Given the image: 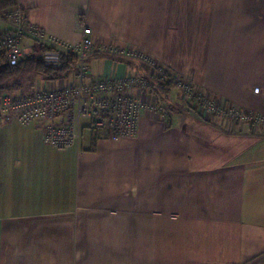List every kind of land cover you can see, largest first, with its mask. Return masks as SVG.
I'll return each instance as SVG.
<instances>
[{
	"label": "crops",
	"instance_id": "1",
	"mask_svg": "<svg viewBox=\"0 0 264 264\" xmlns=\"http://www.w3.org/2000/svg\"><path fill=\"white\" fill-rule=\"evenodd\" d=\"M16 3L49 36L75 44L86 22L96 45L132 42L211 99L264 112V0ZM91 57L93 77L139 66ZM165 89L133 90L166 118L144 110L118 141L83 121L80 143L57 151L48 120L0 123V264H264V128L200 116Z\"/></svg>",
	"mask_w": 264,
	"mask_h": 264
},
{
	"label": "built area",
	"instance_id": "2",
	"mask_svg": "<svg viewBox=\"0 0 264 264\" xmlns=\"http://www.w3.org/2000/svg\"><path fill=\"white\" fill-rule=\"evenodd\" d=\"M0 21L10 26V30L0 33V52L5 53L6 62L10 65H17L29 54L21 44L24 36L43 43L53 51L74 53L78 58L76 70L70 77L59 79L58 87L50 86L21 94L5 92L0 99V123L16 120L21 124H30L36 120H48L44 139L57 151H65L80 143L85 120L92 128L106 130L111 140L134 137L138 133L142 111L159 112L161 105L157 102L149 105L133 90L156 92L166 83L208 114L264 128V112L245 111L211 99L202 87H197L192 77L174 71L169 63H159L147 48L132 42L117 45L112 40L106 45H96L92 26L86 22L81 24V39L69 44L47 35L38 26H27V16L19 6L1 11ZM97 53L145 64L147 73L131 69L121 75L93 77L86 59ZM58 117H61V123L55 122Z\"/></svg>",
	"mask_w": 264,
	"mask_h": 264
},
{
	"label": "trees",
	"instance_id": "3",
	"mask_svg": "<svg viewBox=\"0 0 264 264\" xmlns=\"http://www.w3.org/2000/svg\"><path fill=\"white\" fill-rule=\"evenodd\" d=\"M16 0H0V12L7 7L16 6ZM36 44L30 52L17 65L6 62L4 52H0V99L3 93L16 90L23 84L24 79L32 74H41L49 81H56L70 77L78 66V58L74 53L53 51L43 43L35 40ZM139 63L137 67L140 73H147ZM172 87L166 83L165 90ZM156 92L161 93V90Z\"/></svg>",
	"mask_w": 264,
	"mask_h": 264
},
{
	"label": "rangeland",
	"instance_id": "4",
	"mask_svg": "<svg viewBox=\"0 0 264 264\" xmlns=\"http://www.w3.org/2000/svg\"><path fill=\"white\" fill-rule=\"evenodd\" d=\"M30 42L31 43H35V41L32 39V40H30ZM92 56V55H91ZM89 57V58H87L86 59V63H87V65L89 66V64H88V62H89V59L90 58H92V57ZM101 62L102 63H104L105 61H104V59H102L101 60ZM90 67V66H89ZM100 68V67H99ZM99 68H96L94 65H92V67H91V71L92 72H94L95 74H97L98 72H101V70L99 69ZM28 82V83H27ZM50 86H56V87H58L59 86V81L58 80H56V81H49V80H47V79H45L44 78V76L43 75H41V74H32L31 75V77H30V80L28 79V81H25V83L23 84V86H21V88H18V89H16L15 91H14V93L15 94H21V93H23V92H28V91H30V90H36V89H45V88H48V87H50ZM173 91H174V94H180L177 90H174L173 89ZM9 92V91H8ZM11 92V91H10ZM181 95V94H180ZM185 99H187L186 98V96H185ZM160 105H161V110L158 112L159 114H161L162 116H163V114H165V112H164V108H163V105H162V103L161 102H159V101H157ZM187 103L190 105V107L192 108V109H196L197 111H198V113H199V115L201 116V114H203V110H201V109H198V108H196L194 105H193V103H192V101L191 100H189V101H187ZM204 114H207L208 115V117L210 118V117H215V116H217V115H211V114H208V113H206V112H204ZM164 118H166L165 116H163ZM222 118V117H221ZM224 118V117H223ZM226 119V118H225ZM87 120H85L84 122H86ZM88 122V121H87Z\"/></svg>",
	"mask_w": 264,
	"mask_h": 264
}]
</instances>
